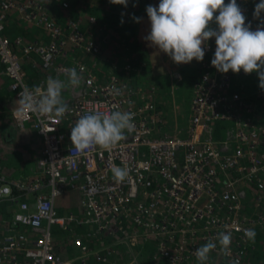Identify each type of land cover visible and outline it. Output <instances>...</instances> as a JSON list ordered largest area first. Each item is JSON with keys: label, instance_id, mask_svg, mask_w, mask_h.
Wrapping results in <instances>:
<instances>
[{"label": "built area", "instance_id": "2783aa9c", "mask_svg": "<svg viewBox=\"0 0 264 264\" xmlns=\"http://www.w3.org/2000/svg\"><path fill=\"white\" fill-rule=\"evenodd\" d=\"M56 1L69 9L71 0ZM237 3L246 24L256 30L259 0ZM12 13L50 40H11L6 27ZM86 19L83 27L81 18L67 16L61 26L48 0H0V62L17 92L12 116L19 127L30 123L41 139L35 171L19 179L0 172V203L8 211L0 219V264H116L119 258H124L121 264H199L196 249L216 240L225 225L233 237L231 255L218 245L207 264H246L254 240L244 231L264 224V123L248 99V82L241 79L250 74L218 72L211 64L212 38L205 49L209 59L192 85L189 115L180 124L159 108L155 82L145 86L123 78L136 70L130 62L121 73L110 70L100 78L77 59L78 53L101 56V45L89 31L95 18ZM31 54L54 76L65 75L72 58L82 77L62 119L30 110L16 114L20 92L43 85L27 81L23 60ZM256 93L264 90L258 85ZM113 111L134 113V128L125 140L111 151L81 153L73 147L71 128L81 116ZM114 166L128 169L125 181H115ZM70 191L80 194L81 218L62 215L56 207V199ZM57 231L67 233L78 252L64 258L55 244Z\"/></svg>", "mask_w": 264, "mask_h": 264}, {"label": "clouds", "instance_id": "9594fccd", "mask_svg": "<svg viewBox=\"0 0 264 264\" xmlns=\"http://www.w3.org/2000/svg\"><path fill=\"white\" fill-rule=\"evenodd\" d=\"M113 4L128 6L129 0H110ZM135 6V5H134ZM147 16L150 32L144 37L150 46L167 54L177 65L202 62L208 41L215 38L216 48L211 64L220 73L230 71L239 74L256 73L259 88L264 90V0L255 5L253 16L261 20V25L252 30L246 24L237 0H160L157 6L148 5ZM123 15V13H122ZM136 23L141 18L133 15ZM123 23V21H122ZM215 25V27H213ZM67 83L58 78H49L46 85L20 92L17 115L32 111L42 116L62 119L70 111L62 93L67 88H76L82 82L75 68L66 70ZM134 113L113 111L111 113L92 112L81 116L71 128L70 140L81 153L97 148L111 151L126 139V132L134 128ZM115 181L121 183L128 178L127 168L113 167ZM220 231L216 240H209L195 251L199 264H207L210 253L217 249L225 256L231 255L232 233L228 226ZM244 235L254 240V229H246Z\"/></svg>", "mask_w": 264, "mask_h": 264}, {"label": "crops", "instance_id": "0c3cea01", "mask_svg": "<svg viewBox=\"0 0 264 264\" xmlns=\"http://www.w3.org/2000/svg\"><path fill=\"white\" fill-rule=\"evenodd\" d=\"M72 2L73 0L70 1V5ZM159 3L160 0H135V2H131V6H130L131 8L129 10L127 11L126 10L124 11V9L119 10L120 12L123 13L124 17L125 15L128 17L129 16L133 17V15H135V17L141 18L140 23H136L134 21V23H136V26L133 27L134 30L132 31V32H136V37L138 39L142 37L141 33L143 32L144 28H146L145 24H147L150 21L146 13L147 6L155 5L158 7ZM57 4L59 5L58 2ZM122 13H120V15H122ZM68 15L76 18L79 16L78 13H74V14L68 13ZM55 18L59 25L64 26L67 17L65 18L64 16V18H62L59 16H55ZM87 26L88 24H86V27ZM6 32L11 40H14V38L17 36L24 37L25 39L30 41L38 40L40 42H44L50 40L49 36H47L43 31H40L38 28L26 23H21L18 20L17 16L13 13L8 16ZM82 59L85 60L84 62L88 64L93 71L94 70L93 67H96V64L95 66H93L94 63L90 62V59L88 58L87 55L82 57ZM66 64H68V61H66ZM124 64L125 63H123V65ZM201 65L202 62L192 61L190 64H181L180 68L182 69L183 72L188 71L191 74H195V76H198L199 72L201 71L200 69ZM23 67L26 72L27 81L31 86H36L38 82H42L43 85H46V81L49 78H58L61 81H64L65 83H67L68 80L66 74L65 75L60 74L54 76L52 75L50 70H44L41 67V60L36 54H31L29 58H25L23 60ZM109 74L110 72L108 74L106 73L105 76H108ZM99 77L101 78V76ZM124 78L129 79L128 74L127 77ZM130 80L133 81L134 77L130 78ZM194 80L190 84L191 93H192V85ZM82 83L83 80L80 86L76 88L69 87L63 91L62 93L63 99L67 102L68 105L72 104L75 95L79 92V90L82 87ZM258 85L259 83H257L255 86L251 85L250 90L248 92L250 97V98L248 97V99L252 103L255 102L254 100L256 97V95H253V91L255 90V88L258 87ZM253 97L254 99L252 100L251 98ZM16 105H17V92L15 89L11 88L9 80L5 78L3 74V66L0 62V172L11 178L19 179L28 176L38 168V159L41 156V139L35 133L30 123L26 124L25 127H19L15 123V120L13 119L12 116V110L15 108ZM158 106L159 108H161L160 106H162L163 107L162 110L168 115L173 116L175 121L180 124L185 123V121L187 120V116L189 115L188 110L182 109L179 104L175 105L174 103H172L171 106L170 102L166 103L162 99L161 95H159L158 98ZM171 116L168 118L172 122ZM178 116H181L180 120ZM55 204L59 213L62 215H67L72 213L73 215L76 214L77 216L79 215V218L83 216L81 214L83 210L80 205V194L77 191H70L62 195L61 197L56 199ZM248 205L249 204H246V206ZM6 208H7V204L0 203V219L8 215V211ZM81 229L82 228L79 227L76 228L75 229L77 231L76 234H81L82 231ZM65 246L66 245L64 244L63 253L68 254L66 255L67 258L75 254L74 248L71 246V244L66 247Z\"/></svg>", "mask_w": 264, "mask_h": 264}, {"label": "rangeland", "instance_id": "374dc122", "mask_svg": "<svg viewBox=\"0 0 264 264\" xmlns=\"http://www.w3.org/2000/svg\"><path fill=\"white\" fill-rule=\"evenodd\" d=\"M95 3L99 5V0H94ZM80 15V14H79ZM86 19V17L82 16V20ZM146 28H144L143 32L141 33L140 41L143 43V48H136L133 46H130V42H128L126 39L123 40V43L118 47L116 46V49L114 50H108L110 51V57L112 58L113 63H104L99 62L96 64V62L99 61L100 56L98 57H88L90 59V62H93L96 67H93V73H95L98 76H105V74L109 73L111 71H116L119 73L122 72V65L123 63L132 62L135 63V61H138L140 59L143 60L146 64H149L151 68H148V73L140 74V73H132L130 72V77L136 79V83L139 85L143 84H151L155 81L156 85L159 88L160 94L162 96V99L168 103H174L179 104L182 109L188 110L189 112V105L192 97L190 84L191 82L197 77L195 74H191L188 71L183 72L180 68L181 65H176L170 57L160 52L159 49L154 48L149 45L148 42L145 41L144 37L150 32V21L145 24ZM91 35H94V33H91ZM102 54V52H101ZM85 55L79 53L77 55V59L84 62L85 60L82 59ZM209 59V56L205 55V58L203 61ZM195 61V60H194ZM202 61V62H203ZM197 62V61H195ZM68 66L70 68H73V62L72 58L68 60ZM178 66V67H175ZM117 67V68H116ZM179 68V69H178ZM202 68V65H201ZM200 68V69H201ZM152 69V70H151ZM204 69V68H203ZM140 75V76H139ZM125 76L123 75V78ZM127 77V76H126ZM129 77V78H130ZM243 81L248 82V89H250V86H255L258 82V76L256 73H252L247 77L241 78ZM252 100L254 99L251 98ZM171 100V101H170ZM252 103V102H251ZM189 104V105H188ZM253 106L257 108L259 119L264 123V94H257L255 97V103L253 102ZM262 112L259 114V112ZM179 120L181 116H178ZM168 118V117H167ZM184 118V115H183ZM259 120V121H260ZM66 200V197H65ZM77 215V214H76ZM79 216V215H78ZM261 227V230L264 234V224L259 225ZM79 235V234H78ZM55 241L56 244L59 242L60 245L64 244L66 246L70 245L71 238L69 235L63 231H57L55 233ZM150 243L146 244V247ZM124 261L123 259H118L116 261V264H121V262Z\"/></svg>", "mask_w": 264, "mask_h": 264}, {"label": "trees", "instance_id": "16d2710c", "mask_svg": "<svg viewBox=\"0 0 264 264\" xmlns=\"http://www.w3.org/2000/svg\"><path fill=\"white\" fill-rule=\"evenodd\" d=\"M131 2H135V0H129L128 6L127 8H125L123 5L111 3L110 0H99V5L97 4V2L95 3L94 0H73L69 9L63 10L57 4L56 0H48L49 10L55 16H59L62 18H64L65 16L66 18L67 16H69L68 13H78L80 14L79 16H81V19L82 16L86 18H88L89 16H93L95 18V25L89 29L90 33H94V35L92 36H94L101 45L102 54L100 52V58L104 61V63H113V60L110 57V51L108 50H114L116 49V46L119 47L121 43H123L124 39L130 42V46L135 47V49H141L144 47L142 44L143 42L136 37V32H132L134 30L133 27L136 26V23H134L132 17H128L126 15L124 17V15H120V13L122 12H120L119 10H129L131 8ZM87 22L88 19L82 20L83 27L86 26ZM130 63L136 68V70L132 73L144 74L145 72L147 73L149 71L148 68H150V65L143 62L142 59L135 61V63ZM125 75L127 76V74ZM128 77H130V74H128ZM130 78L128 80H130ZM135 80L136 79H134L132 82H134ZM160 107L163 108L162 106ZM261 113L262 112L260 111L259 114ZM254 231L256 234L254 238V249L252 251L251 257L248 258L246 264H264V234L260 226L254 227ZM56 245L58 247V250H60L61 255H63L64 258H67L66 255L68 254L63 253V244L60 245L59 242H57ZM76 251L77 250H75V253Z\"/></svg>", "mask_w": 264, "mask_h": 264}, {"label": "flooded vegetation", "instance_id": "af4514ba", "mask_svg": "<svg viewBox=\"0 0 264 264\" xmlns=\"http://www.w3.org/2000/svg\"><path fill=\"white\" fill-rule=\"evenodd\" d=\"M72 17H73V16H72ZM78 17L81 18V16H78ZM78 17H77V18H78ZM75 18H76V17H75Z\"/></svg>", "mask_w": 264, "mask_h": 264}]
</instances>
